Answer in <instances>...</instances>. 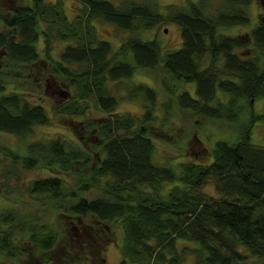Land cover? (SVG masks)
<instances>
[{
	"label": "trees",
	"instance_id": "1",
	"mask_svg": "<svg viewBox=\"0 0 264 264\" xmlns=\"http://www.w3.org/2000/svg\"><path fill=\"white\" fill-rule=\"evenodd\" d=\"M76 1L72 19L63 0H26L9 15L0 9L4 66L30 68L42 51L50 59L49 75L69 88L53 103V113L67 120L75 136L28 140L51 115L28 93L8 91L0 79V132L23 144L7 148L12 169L3 166V177L17 179L21 168L49 171L15 189L0 183V190L48 202L55 217L90 216L100 227L118 225L121 264H264V146L249 140L253 123L264 122V103L260 112L253 104L264 98V20L243 37L224 32L250 24L253 0H197L162 9L156 0ZM97 22L128 35L114 48L98 36ZM165 23L178 26V48L140 37ZM58 42L64 45L54 58L50 52ZM158 68L173 82L163 76L165 98L146 82L131 80L138 69ZM127 80L125 98L140 103L139 114L116 110L111 85ZM179 83H194V91L178 90ZM175 107L197 119L240 124L239 138L217 140L207 150L208 162L158 163L151 130L158 120L171 122ZM93 110L103 115L88 116ZM210 181L217 196L204 191ZM93 188L102 195L84 197ZM51 221L0 210V261L87 263L82 252L90 248L82 250L77 235H66L65 227Z\"/></svg>",
	"mask_w": 264,
	"mask_h": 264
},
{
	"label": "rangeland",
	"instance_id": "2",
	"mask_svg": "<svg viewBox=\"0 0 264 264\" xmlns=\"http://www.w3.org/2000/svg\"><path fill=\"white\" fill-rule=\"evenodd\" d=\"M25 1L0 0V9L2 10V14L9 15L10 9L17 7L18 3L21 2L20 4H22V2ZM109 1L117 4L120 0ZM195 1L197 0H156V2L161 6V9L168 4L184 6L188 2ZM220 1L221 0H212L213 4H218ZM78 6L79 3L76 0H63V8L69 19L73 18ZM247 10L251 17L249 25L234 26L226 30L224 29V32L233 36L243 37L247 35L251 26L257 25L264 20V0H253L247 7ZM0 25L2 24L0 23ZM96 26L98 36L109 41L114 48H117L122 39L128 35L126 31L118 30L115 26L109 23L97 22ZM0 29H3V27L1 26ZM139 35L143 39H157L161 47L164 49L178 48L181 43L178 26L173 23L161 24L154 29L142 31ZM63 45V42L55 44L54 48L51 49L50 56L57 58L59 52L63 48ZM38 48L42 50V45L40 43H38ZM48 61H50V59L47 58L41 51V59L30 68L22 66L10 68L9 66H4L5 61L3 60L2 55H0V79L4 81L8 91L14 89L28 93L33 101L42 103L47 108L49 115H51L50 123L35 127L34 132L28 137V140L55 136H60L68 140L75 139L74 134L69 128L67 120L64 117L53 113V103L59 99L61 100V98L65 95L64 92L69 91V88L63 85L60 80L49 75L51 68L48 66ZM165 74L164 70L160 68L138 69L135 76L131 80L134 82H146L158 91L161 98H165L167 94L163 90L162 85V78ZM166 77L167 81L173 84L171 78H169L167 74ZM129 81L130 80L125 81L120 84L119 87L117 83L112 84L111 92L118 98L119 103L116 109L118 112L135 115L142 111V107L139 102L131 101L125 98V85H127ZM177 85L178 90L184 88L183 86H185L192 92L194 91V83H188V85H181L179 83ZM171 100L174 102L173 98H171ZM263 103L264 98L254 100L253 104L255 110L260 112ZM174 112L177 113L174 114L171 122L164 124L158 120L155 122V124L157 123L156 131L155 129L151 130V136L153 137L156 145L154 160L158 163L162 162L163 159H166L171 163H177L178 161L187 159L208 162L210 160L208 151L212 149L217 140H225L229 143H233L239 138L240 124H228L197 119L188 112L179 111L177 107H175ZM102 115L103 113L99 110L88 112V116L95 118ZM196 120H199V122H196ZM249 140L252 144L264 146L263 121L258 120L253 123ZM22 146L23 144L15 136L0 132V183H2L3 188V184L5 182L9 183L10 187L15 189L17 187L19 188L25 186L34 178H38L49 173L48 170L42 168L25 170L20 167L21 169L17 177L19 181L15 178H10L8 181L5 180L3 177V166L12 169V164L9 163V158L6 156L7 148L16 150L22 148ZM204 191L211 196H217L213 181H210L205 186ZM101 195L102 191L100 189L93 188L89 192L85 193L84 197L94 199ZM28 200L30 199L26 196L8 195L4 194V192L0 190V210L6 208L11 209L12 212H16L21 216H26L29 220L33 217L39 218V221L45 222L52 219L51 222L57 223L58 226H60V229L62 226L66 228V235H77L78 242L84 243L80 245L82 250L84 248L86 250L87 246L90 248L88 251L86 250L85 252H82L87 256L85 262L88 261V264H121L119 245L122 238V230L118 225L112 223L109 228L105 225L100 227L94 223L92 217L90 216L85 219L79 218L77 221L70 220L69 217L61 215H57V217H55L56 214L54 213V215L51 213L52 209L50 203H31ZM94 247H96L99 252L96 251L94 254H91L90 250ZM59 250L63 251V247L61 245H59ZM100 250H102V252ZM33 252L36 256V251ZM54 256H58V252H55ZM5 262L6 259L2 258L0 264ZM37 263L38 262L32 261V264Z\"/></svg>",
	"mask_w": 264,
	"mask_h": 264
},
{
	"label": "water",
	"instance_id": "3",
	"mask_svg": "<svg viewBox=\"0 0 264 264\" xmlns=\"http://www.w3.org/2000/svg\"><path fill=\"white\" fill-rule=\"evenodd\" d=\"M67 95V94H66ZM65 96V95H64Z\"/></svg>",
	"mask_w": 264,
	"mask_h": 264
}]
</instances>
